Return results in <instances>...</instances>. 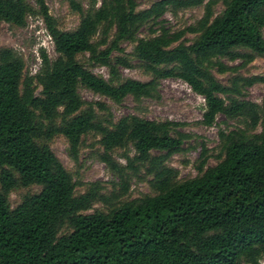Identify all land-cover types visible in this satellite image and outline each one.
I'll return each instance as SVG.
<instances>
[{
	"label": "trees",
	"instance_id": "16d2710c",
	"mask_svg": "<svg viewBox=\"0 0 264 264\" xmlns=\"http://www.w3.org/2000/svg\"><path fill=\"white\" fill-rule=\"evenodd\" d=\"M78 21L60 29L45 0H0V21L22 26L27 14L39 15L56 55L39 50L40 64L23 73V61L0 46V264H259L264 256V96L260 103L243 88L264 83L261 74L231 75L221 83L211 68L232 70L221 61L264 57V0H67ZM203 3L202 15L179 30L162 25L165 11ZM148 24V35L138 36ZM193 33L190 41L184 32ZM122 40L133 41L130 57L149 75L122 77L130 66ZM87 64L104 65L107 77ZM177 77L203 98L200 122L221 113L239 118L241 127L219 129V160L203 165L200 144L197 173L179 179L168 158L181 150L188 133L178 120L124 114L112 120L102 101H87L83 86L114 102L156 97L161 78ZM38 93H35L36 87ZM106 111V112H104ZM259 130L256 131V127ZM99 135V159L115 180L105 191L99 180L75 193L76 182L43 139L61 134L76 162L80 137ZM121 148L124 162L111 154ZM142 171L151 193L123 199L128 177ZM39 185L10 206L16 185ZM100 202L103 207L94 208ZM64 227L65 231H60Z\"/></svg>",
	"mask_w": 264,
	"mask_h": 264
},
{
	"label": "rangeland",
	"instance_id": "374dc122",
	"mask_svg": "<svg viewBox=\"0 0 264 264\" xmlns=\"http://www.w3.org/2000/svg\"><path fill=\"white\" fill-rule=\"evenodd\" d=\"M28 1L34 4L33 0ZM135 1L137 8H144L153 0ZM204 1L199 5L182 8L174 13L165 11L161 19L162 25L168 27L170 30H179L189 24L195 23L202 15ZM45 3L48 12L55 19L58 28L71 29L76 25L78 14L69 8L67 0H45ZM222 6L221 1L216 0L212 5L213 13H218L222 9ZM148 30V24L141 25L137 31V35L147 36ZM262 35L264 36V28H262ZM193 36V33L187 31L183 34L185 41H190ZM133 43V41L129 40L120 41L119 46L121 50L112 51L111 57L124 54L128 58L130 66H118L122 77L145 80L149 75L138 64V61L130 57L129 54ZM0 46L9 47L21 56L23 61L22 72L28 74L35 73L39 67L40 49H43L49 58H53L56 55L52 41L41 17L31 13L27 14L25 23L22 26H15L0 21ZM86 56V53L78 54L77 58L88 65L92 72L101 74L106 78V66L87 64ZM221 61L231 67L235 66L232 70L223 72L217 71L215 67L211 68L213 75L221 83L225 84L228 83L231 75L239 74L249 76L261 74L264 71V57L262 56H255L244 65H240L239 59L227 60L221 58ZM38 90L39 87L37 86L35 93H38ZM77 91L87 101H102L110 112L112 120H116L119 116L130 113L150 119H171L183 122L184 124L180 126V130L187 132L189 135L182 144L184 149L172 154L167 161L169 165L177 169V177L179 179L191 177L197 173L196 166L201 143L205 145L208 154L203 165L204 168L205 166L214 164L220 158L217 131L219 129L226 130L242 126L239 118H226L221 113L215 116L212 124L204 125L201 123L200 120L204 103L202 96L192 91L187 83L177 77L161 78L157 85L158 94L156 97L143 96L139 99H133L130 95H125L120 102H114L110 98L92 92L83 86H78ZM243 96L251 101L260 103L264 96V83L254 82L247 85L243 88ZM257 130H259V126L256 127ZM98 138L99 135L92 131L81 135L76 162L67 155V141L63 135L54 134L47 139H43L76 182L74 188L75 193L82 191L90 181L94 180L101 181L106 188L105 191H107L110 187V182L115 180L114 175L98 157V152L101 150ZM121 153V148L111 150L112 156L117 161L123 163L124 159ZM145 177L141 170L137 174H130L128 177V189L123 199L151 193L152 191ZM38 189L39 185L37 184L14 186L7 194L9 205L14 206L24 194L38 191ZM101 207L103 206L100 202H95L87 211ZM65 230L64 227L60 229V231ZM259 264H264V256L260 257Z\"/></svg>",
	"mask_w": 264,
	"mask_h": 264
}]
</instances>
